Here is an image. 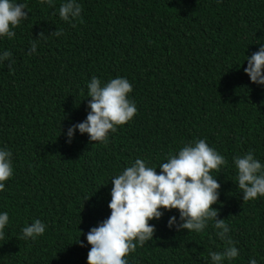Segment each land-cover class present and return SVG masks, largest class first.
<instances>
[{
	"label": "trees",
	"instance_id": "obj_1",
	"mask_svg": "<svg viewBox=\"0 0 264 264\" xmlns=\"http://www.w3.org/2000/svg\"><path fill=\"white\" fill-rule=\"evenodd\" d=\"M12 2L28 18L13 38L0 36V55L12 53L0 62V149L14 169L0 191V214L9 215L0 264H87L85 235L110 215L111 178L137 158L159 173L169 153L198 139L228 161L211 172L220 184L212 207L239 255L222 264H264V197L242 200L232 162L252 151L264 164V85L243 70L264 44V0H76L82 11L69 21L59 18L66 0ZM41 31L48 39L28 54ZM93 76L102 86L127 79L137 113L107 144L78 131L67 143V129L90 111ZM160 211L149 221L153 239L127 264H212L209 253L224 250L214 221L200 233L177 231L167 222L178 211ZM36 219L45 233L22 239Z\"/></svg>",
	"mask_w": 264,
	"mask_h": 264
},
{
	"label": "clouds",
	"instance_id": "obj_2",
	"mask_svg": "<svg viewBox=\"0 0 264 264\" xmlns=\"http://www.w3.org/2000/svg\"><path fill=\"white\" fill-rule=\"evenodd\" d=\"M41 3L53 6V0H41ZM25 9L23 3L0 0V36L9 39L15 36L12 29L28 18ZM81 11L82 7L76 0H66L59 6V18L63 21L75 20L80 17ZM60 35L62 30H55L51 34ZM47 39L43 31L38 33V39L33 40L28 54L36 51L38 41ZM11 56L12 53L5 50L0 55V62L9 60ZM245 60L247 67L243 70L250 81L264 85V44ZM9 71H14L11 65ZM87 89V97H90L87 107L90 111L83 122L67 129L66 142L71 143L74 132L78 131L87 133L91 143L107 144L109 133H115L118 126L129 122L137 113L135 102L128 98L133 90L132 85L127 79L117 77L102 86L101 81L93 76ZM232 162L237 173L238 188L243 194L242 200L246 202L264 197V164L254 157L252 151L234 156ZM227 163L226 158L204 139L186 143L176 154L169 153L166 161L158 166L159 173L157 167H148L144 159H135L131 166L111 178L110 215L85 235L90 245L87 264H127L125 257L129 253L153 239L155 226L149 221L162 217L160 209L178 211L179 221L176 216H171L167 222L169 228L175 227L177 231L200 233L209 221H214L216 235L225 247L222 252L209 253L212 264H222L225 259L236 258L239 250L229 235L226 219H218V209L212 207L218 202L220 184L211 172L216 170L219 173ZM13 171L11 151L0 149V191L5 190L4 182L13 176ZM8 223V213L0 214V240L4 239V229ZM45 230V223L36 219L22 228L21 238L35 240ZM79 232L81 235L82 231ZM76 243L84 247L79 239ZM248 264H257V260L250 258Z\"/></svg>",
	"mask_w": 264,
	"mask_h": 264
}]
</instances>
